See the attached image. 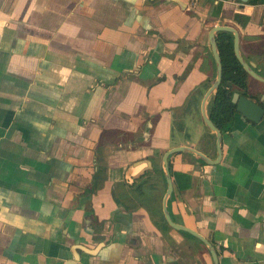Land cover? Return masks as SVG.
<instances>
[{
  "label": "crops",
  "instance_id": "0c3cea01",
  "mask_svg": "<svg viewBox=\"0 0 264 264\" xmlns=\"http://www.w3.org/2000/svg\"><path fill=\"white\" fill-rule=\"evenodd\" d=\"M214 26L264 77V0H0V264H64L73 246L77 264H213L158 213L167 150L216 158L201 115L193 136L190 115L174 125L216 77ZM168 164L191 179L171 177V219L219 264H264V116L235 115L216 166Z\"/></svg>",
  "mask_w": 264,
  "mask_h": 264
},
{
  "label": "water",
  "instance_id": "95a60500",
  "mask_svg": "<svg viewBox=\"0 0 264 264\" xmlns=\"http://www.w3.org/2000/svg\"><path fill=\"white\" fill-rule=\"evenodd\" d=\"M239 1L242 4H246L249 2V0H239ZM218 32H227V33L232 34L233 52H234L236 60L238 61V63L243 68V70L247 73V75L251 79L261 84H264V77L259 74V71L256 69V66L253 63L245 62V60L242 58V56L239 53V34L237 30L231 26H214L213 28H211L208 33V40H209V44L211 47V53L213 55V59H214L215 66H216V77L213 83L206 90V92L204 93L202 97L201 104H200V115H201L203 124L209 129V131H211L215 135L216 158L214 160H211L207 156H205L203 153L195 150L194 148L186 147V146L173 147L167 150L161 158L164 172H165V182H166V189H165V193L162 198L163 218L170 228L176 231L185 232L189 234L190 236L199 240L207 248L212 258L213 264H219V263H218L217 253L215 249L213 248V246L211 245V243L206 238H204L202 235L197 233L196 231L175 223L169 215L166 204H167L168 198L171 196L173 192V182L171 179V175L169 174V171H168V158L171 155L187 150V151L194 153L205 164H208L211 166H216L221 160L222 134L214 126L212 121L207 116V112H206L207 101L209 97L218 90L221 80H222V71H223L222 62H221V58H220V55L217 49V43L215 39V34ZM261 98L264 99V96H262ZM231 102L232 104L235 105L236 112L246 121H249L251 123H258L261 121V119L264 116L263 106L250 100L247 97L240 95L237 92L233 93ZM78 249H79V246H73L72 248L73 257L71 260L65 262L64 264H77V262L79 261V256L77 254ZM83 250L89 255H95L98 251V248H95L93 250L83 248Z\"/></svg>",
  "mask_w": 264,
  "mask_h": 264
},
{
  "label": "trees",
  "instance_id": "16d2710c",
  "mask_svg": "<svg viewBox=\"0 0 264 264\" xmlns=\"http://www.w3.org/2000/svg\"><path fill=\"white\" fill-rule=\"evenodd\" d=\"M215 39L222 62V80L218 90L209 97L206 105V112L214 126L222 135H225L229 134L235 115L238 114L235 105L231 102L233 93L237 92L260 105H264V102L261 100V95L264 93V84H259V87L256 88V93L251 92V87L249 86V80L251 78L238 63L233 52L232 34L218 32L215 35ZM211 84L212 81L207 80L191 92L183 107V114L175 117L176 120L174 125L179 131H182L183 120L187 115L191 114V111H196L200 118V103L205 91ZM204 128L207 132V135L204 137L214 140L215 135L211 133L206 126H204ZM168 171L171 177H173V181L180 192H184L190 187L191 179L188 175L172 172L170 164H168ZM160 173L163 179V186L166 188L162 169H160ZM154 214L155 213H153V215ZM158 215H160L163 220L162 213L160 212Z\"/></svg>",
  "mask_w": 264,
  "mask_h": 264
},
{
  "label": "rangeland",
  "instance_id": "374dc122",
  "mask_svg": "<svg viewBox=\"0 0 264 264\" xmlns=\"http://www.w3.org/2000/svg\"><path fill=\"white\" fill-rule=\"evenodd\" d=\"M196 111H191V114H189L190 116H188V118L190 119V120H192V121H194V122H192L191 121V123H188L189 125V127H190V130H191V128L194 126V125H196V123H195V121H197V120H199V116H198V114H197V112L195 113ZM188 118H186L185 119V121H187V119ZM191 135L193 136L194 135V131L193 130H191Z\"/></svg>",
  "mask_w": 264,
  "mask_h": 264
},
{
  "label": "flooded vegetation",
  "instance_id": "af4514ba",
  "mask_svg": "<svg viewBox=\"0 0 264 264\" xmlns=\"http://www.w3.org/2000/svg\"><path fill=\"white\" fill-rule=\"evenodd\" d=\"M264 89V88H263ZM264 96L263 94L261 95V97ZM261 100L264 102V99L261 98Z\"/></svg>",
  "mask_w": 264,
  "mask_h": 264
}]
</instances>
